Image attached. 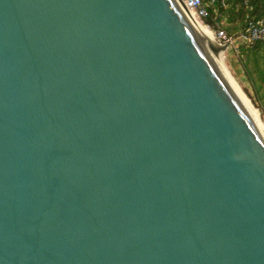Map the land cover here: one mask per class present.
Returning <instances> with one entry per match:
<instances>
[{
  "label": "water",
  "instance_id": "obj_1",
  "mask_svg": "<svg viewBox=\"0 0 264 264\" xmlns=\"http://www.w3.org/2000/svg\"><path fill=\"white\" fill-rule=\"evenodd\" d=\"M184 8L0 0V264H264V136Z\"/></svg>",
  "mask_w": 264,
  "mask_h": 264
},
{
  "label": "trees",
  "instance_id": "obj_2",
  "mask_svg": "<svg viewBox=\"0 0 264 264\" xmlns=\"http://www.w3.org/2000/svg\"><path fill=\"white\" fill-rule=\"evenodd\" d=\"M208 3L207 22L235 36L244 31L250 22L264 20V0H204ZM239 63L244 75L252 83L254 104L264 116V42L240 44Z\"/></svg>",
  "mask_w": 264,
  "mask_h": 264
},
{
  "label": "built area",
  "instance_id": "obj_3",
  "mask_svg": "<svg viewBox=\"0 0 264 264\" xmlns=\"http://www.w3.org/2000/svg\"><path fill=\"white\" fill-rule=\"evenodd\" d=\"M184 6L194 12V14L199 18L204 24H206L209 28H211L216 36V39L220 42V44L225 45L227 47V51L233 49L239 55L240 52V44L250 45L255 41L264 42V20H256L250 22L248 27L236 34L235 36L228 35L224 30L217 29L211 26L209 23H205L206 18L208 16V3H205L204 0H179ZM214 0H211L212 4Z\"/></svg>",
  "mask_w": 264,
  "mask_h": 264
},
{
  "label": "bare ground",
  "instance_id": "obj_4",
  "mask_svg": "<svg viewBox=\"0 0 264 264\" xmlns=\"http://www.w3.org/2000/svg\"><path fill=\"white\" fill-rule=\"evenodd\" d=\"M186 8V7H185ZM184 8V9H185ZM187 10V11H186ZM185 10V14L190 22V24L192 25L193 29L197 32L200 40L203 43H207V41L205 40V38L203 37V35L201 34V32L199 31V29L211 40L209 41L211 47H221V50L218 54L213 55L212 58L216 61H220V63L223 66V69L225 70V72L227 73V75L229 76V78L231 79V81L233 82V84L235 85V87L237 88V90L239 91V93L242 95L243 99H244V103L247 105H251L252 109L250 112V117L253 119V121L255 122L256 126L258 127V129L260 130V132L262 133V135L264 136V122L261 119V117L259 116L258 111L253 107V105L249 102V100L246 98L245 94L241 91V89L239 88V86L237 85L235 79L233 78V76L229 73L227 67L225 66L224 62H223V57H224V53L227 50V47L225 45L220 44L215 36L214 31L212 32L202 21L199 20V18H197V16L194 14V12L188 8H186ZM189 14H188V13ZM190 15V16H189ZM192 19H191V18ZM196 23V25L199 27V29L196 27V25L194 24V22ZM214 33V34H213Z\"/></svg>",
  "mask_w": 264,
  "mask_h": 264
},
{
  "label": "rangeland",
  "instance_id": "obj_5",
  "mask_svg": "<svg viewBox=\"0 0 264 264\" xmlns=\"http://www.w3.org/2000/svg\"><path fill=\"white\" fill-rule=\"evenodd\" d=\"M206 3V2H205ZM200 20V19H199ZM207 20V19H206ZM201 21V20H200ZM208 23V22H205ZM206 25V24H205ZM207 26V25H206ZM208 27V26H207ZM209 28V27H208ZM212 32L213 30L209 28ZM214 34V33H213ZM218 41V40H217ZM219 42V41H218ZM220 43V42H219ZM238 54L233 49H230L226 53H224L223 62L225 66L227 67L229 73L233 76L235 79L237 85L241 89V91L245 94L246 98L249 100V102L253 105V107L258 111L259 116L264 122V116L261 112V109L257 107L252 98L253 95H255L252 83L250 80L244 75L241 64L239 63Z\"/></svg>",
  "mask_w": 264,
  "mask_h": 264
}]
</instances>
